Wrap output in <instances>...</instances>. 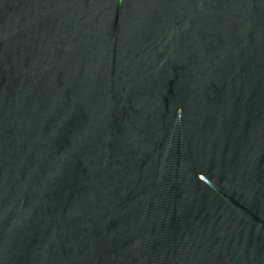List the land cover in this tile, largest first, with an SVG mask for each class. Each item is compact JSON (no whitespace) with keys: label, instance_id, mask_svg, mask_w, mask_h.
Here are the masks:
<instances>
[{"label":"water","instance_id":"obj_1","mask_svg":"<svg viewBox=\"0 0 264 264\" xmlns=\"http://www.w3.org/2000/svg\"><path fill=\"white\" fill-rule=\"evenodd\" d=\"M0 264H264V0H0Z\"/></svg>","mask_w":264,"mask_h":264}]
</instances>
